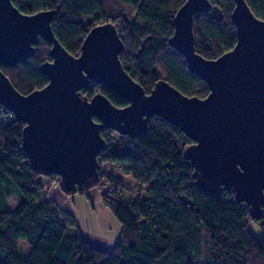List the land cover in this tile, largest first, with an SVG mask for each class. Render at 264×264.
I'll list each match as a JSON object with an SVG mask.
<instances>
[{"label": "trees", "instance_id": "trees-1", "mask_svg": "<svg viewBox=\"0 0 264 264\" xmlns=\"http://www.w3.org/2000/svg\"><path fill=\"white\" fill-rule=\"evenodd\" d=\"M11 1L23 13L53 10L52 32L71 54H79L92 26L114 24L123 42L120 61L145 92L162 78L187 95L208 93L206 82L168 42L174 14L184 0ZM209 1V11L194 14L192 29L195 51L214 59L236 42L231 18L235 2ZM245 1L264 19V0ZM50 48L51 42L40 37L26 61L0 62V69L26 94L47 83L40 64L51 60ZM96 92L118 107L128 103L94 81L81 89L88 98ZM23 126L0 105V264H264V236L256 237L249 227L256 223L264 234V209L259 219H252L232 188L213 192L199 186L185 154L193 140L162 117L151 116L146 129L135 136L117 134L116 143L106 138L98 154L97 180L74 190L62 186L55 173L41 174L32 167L21 145ZM106 130L102 125L103 136ZM103 163L120 166L129 181L111 176ZM53 180L62 193L88 200L90 189L101 186L100 197L120 225L110 248L91 243L80 233L74 215L47 198ZM11 193L17 200L14 207L8 200ZM19 238L31 246L26 256L15 252Z\"/></svg>", "mask_w": 264, "mask_h": 264}, {"label": "water", "instance_id": "water-1", "mask_svg": "<svg viewBox=\"0 0 264 264\" xmlns=\"http://www.w3.org/2000/svg\"><path fill=\"white\" fill-rule=\"evenodd\" d=\"M234 2L236 42L214 59L195 51L192 29L194 14L209 11L210 1L184 0L174 14L168 42L206 82L208 93L199 97L162 78L145 92L120 61L123 42L111 22L92 26L79 54H71L52 32L53 10L28 14L11 0H0L1 63L26 61L40 37L51 42V60L40 64L48 79L42 87L21 93L0 69V105L24 123L21 145L32 167L55 173L69 190L91 184L99 173L98 154L107 145L101 126L135 136L158 115L193 140L185 154L199 186L213 192L232 188L251 218L259 219L264 209V19L245 0ZM90 81L128 103L118 107L102 92L82 95Z\"/></svg>", "mask_w": 264, "mask_h": 264}, {"label": "rangeland", "instance_id": "rangeland-1", "mask_svg": "<svg viewBox=\"0 0 264 264\" xmlns=\"http://www.w3.org/2000/svg\"><path fill=\"white\" fill-rule=\"evenodd\" d=\"M217 8V7H215ZM110 130V129H109ZM109 130H106L104 132V136L105 138H107V140L113 142V143H116L117 142V133L116 131L114 132H111ZM103 166V169L106 170L107 172H109V174L113 177H116V176H121L122 179H124L125 182L129 181V176L124 174L122 172V169L120 166H115V165H106L105 163L101 164ZM103 182L106 183L105 179H103ZM103 183L102 186H105V184ZM134 182H131V184H133ZM57 184V182H56ZM51 187H56L54 186L53 182H51L50 184V187L47 189V198H51L49 196V193H48V190L51 188ZM101 187V186H100ZM99 186H94L92 188H94L95 190H97V192H99V196H100V193H101V188ZM70 196L74 197V198H80L82 197L83 201H85V197L84 196H81V195H77V194H70ZM91 196H92V202L95 203V194L93 192H91ZM101 198V197H100ZM8 200H9V203H10V206L11 207H14L17 203V200H16V197H15V194L11 193L9 196H8ZM102 201V199H101ZM90 202H91V199H90ZM103 203V201H102ZM104 204V203H103ZM81 203L79 204L76 199L73 203L70 204L69 208L71 209V213L74 215L75 217V220H76V226L77 228L79 229L80 233L85 236V234H88V240L93 243V244H96L97 242V239L101 238V237H105L107 235L111 236L112 235V239H116L117 237L114 235L113 232H115L116 228H117V225H115V223H111V221L109 220V217L111 216V211L110 213L108 212V215H106L104 212V214H102V216L100 215V219L102 222L100 223H97V215L94 217V218H91L92 214H88L87 211L80 207ZM251 231L253 232V234L256 236V237H263L264 234L263 232L261 231L260 227L256 224V223H250L249 225ZM109 232H108V231ZM108 238V236H107ZM101 247V246H100ZM106 248H109L111 247L110 244L104 246ZM30 244L26 242L25 239H22V238H19L18 239V246H17V249L15 250V252L17 254H20L22 256H26L29 251H30Z\"/></svg>", "mask_w": 264, "mask_h": 264}, {"label": "crops", "instance_id": "crops-1", "mask_svg": "<svg viewBox=\"0 0 264 264\" xmlns=\"http://www.w3.org/2000/svg\"><path fill=\"white\" fill-rule=\"evenodd\" d=\"M91 192H93L95 194V203L92 202V196H91ZM48 193H49V196L59 205L61 206L62 208L68 210L71 212V209L69 208L70 204L73 203L76 199V201L81 205L80 207L84 208L88 214H92L91 218H94L96 215H97V223H100L102 222L101 219H100V215L102 216V214H106L108 215V212L110 213V211L104 206V204L102 203L101 201V198L99 196V192H97V190H95L94 188H91L90 189V199H91V202L90 200L88 199H85V201H83L82 197H78V198H74L70 195H66L64 193H62L57 187H51L49 190H48ZM104 212V213H103ZM111 214V216L109 217V215ZM108 215L109 217V220L111 221V223H115V225H117V228L115 230L114 235L118 238L119 236V231H120V225L119 223L117 222V220L114 218V216L112 215V213H110ZM108 231V230H107ZM109 232V231H108ZM88 234H85V237L88 238ZM108 236V238H107ZM105 237H101L99 239H97V242L95 245L97 246H101L103 248H106L104 246L110 244V246H112L115 241L117 240L116 239H112V235L109 236L107 235ZM110 248V247H109Z\"/></svg>", "mask_w": 264, "mask_h": 264}, {"label": "built area", "instance_id": "built-area-1", "mask_svg": "<svg viewBox=\"0 0 264 264\" xmlns=\"http://www.w3.org/2000/svg\"><path fill=\"white\" fill-rule=\"evenodd\" d=\"M52 182H53L54 186H56V180H53Z\"/></svg>", "mask_w": 264, "mask_h": 264}]
</instances>
